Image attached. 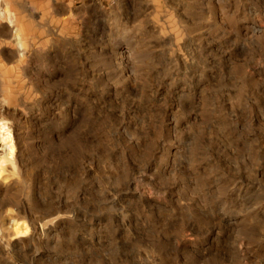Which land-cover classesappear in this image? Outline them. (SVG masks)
<instances>
[{
  "label": "rangeland",
  "instance_id": "rangeland-1",
  "mask_svg": "<svg viewBox=\"0 0 264 264\" xmlns=\"http://www.w3.org/2000/svg\"><path fill=\"white\" fill-rule=\"evenodd\" d=\"M0 12V264H264V0Z\"/></svg>",
  "mask_w": 264,
  "mask_h": 264
},
{
  "label": "bare ground",
  "instance_id": "bare-ground-1",
  "mask_svg": "<svg viewBox=\"0 0 264 264\" xmlns=\"http://www.w3.org/2000/svg\"><path fill=\"white\" fill-rule=\"evenodd\" d=\"M2 13L0 12V15ZM29 17L31 19H34L35 18V15L32 13V12H29ZM44 26V25H43ZM24 28H23V25L20 26V30L22 31ZM32 31L33 29H29V34L32 35ZM36 35V34H35ZM15 37V38H14ZM13 38L15 39V41L19 44V48H18V51L20 49V52H18V55L19 57H24L25 54H27L23 44H25V41L22 40V38L18 36H14ZM31 37V36H29ZM26 38V37H25ZM27 40H29V38H27ZM15 42V43H16ZM30 42V40L28 41ZM32 42V41H31ZM36 42V40H35ZM1 45V43H0ZM29 45V44H28ZM34 45V44H32ZM3 46V45H2ZM35 46V45H34ZM32 46V47H34ZM4 47V46H3ZM29 47V46H28ZM17 48V47H16ZM6 49V48H5ZM31 49V48H30ZM9 50V49H8ZM11 50V49H10ZM13 50V49H12ZM11 50V51H12ZM10 52V51H9ZM14 52V51H13ZM17 53V52H16ZM9 54V53H7ZM26 56V55H25ZM126 56L123 54V53H120V56L117 58V61L118 62H122ZM122 60V61H121ZM21 61H23V59L21 58ZM118 65V64H117ZM12 70V69H11ZM4 71H7V73L9 72V70L4 66V65H1L0 66V74ZM1 77V75H0ZM14 78V77H13ZM3 80V79H2ZM15 81V80H14ZM9 82V81H8ZM0 84H1V81H0ZM7 89V88H6ZM16 90V89H15ZM11 93V92H10ZM2 100V99H1ZM0 100V101H1ZM6 101V100H5ZM2 104V103H1ZM4 104V103H3ZM2 104V105H3ZM4 106V105H3ZM1 108H4L0 105ZM1 110V109H0ZM1 120V119H0ZM6 120V119H5ZM8 121V120H7ZM9 126V123L8 122H1L0 121V135H1V138H0V150L5 153V155L7 156H0V182H3V183H7L8 180H10L11 182L15 179L16 177V174L19 172V167H18V164L20 163V160L17 156H15V145H14V142H13V139H11L12 135H11V130H10V126ZM1 153V152H0ZM12 160L11 163H13V167H11V165H9L10 167L7 168L6 163L7 160ZM9 160L7 163H9Z\"/></svg>",
  "mask_w": 264,
  "mask_h": 264
}]
</instances>
